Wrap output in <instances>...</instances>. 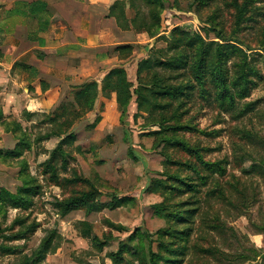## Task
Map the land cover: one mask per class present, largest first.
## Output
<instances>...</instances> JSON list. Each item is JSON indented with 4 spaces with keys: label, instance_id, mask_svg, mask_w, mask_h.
<instances>
[{
    "label": "trees",
    "instance_id": "trees-1",
    "mask_svg": "<svg viewBox=\"0 0 264 264\" xmlns=\"http://www.w3.org/2000/svg\"><path fill=\"white\" fill-rule=\"evenodd\" d=\"M126 3L133 12L130 19L125 14ZM27 6L29 12H37L42 11L46 5L37 1ZM163 8L162 0H116L110 7L109 16L114 17L118 28L143 32L149 38L165 43L164 49L154 47L145 59L138 62L135 83L127 79L122 67H117L110 70L99 84L91 81L79 86L72 93V101L61 104L54 117L42 116L40 124L50 126L43 136L33 134L30 129L22 127L14 119H4L0 108V129L4 132L11 131L17 140L12 150L0 151V157L17 159L18 178L21 182L15 193L0 190V219L5 220L10 210H16L17 217L13 220V225L21 228L18 234L3 236L4 239L27 242L39 228L37 222L28 224V220L21 215L32 212L34 199L38 198L41 192L40 176L45 183L59 189L60 198H55L52 204L61 218L78 211L88 216L104 210L114 211L129 204L134 205V198L116 195L110 183L98 174H95L94 178H88L79 174L76 167L72 168L71 161H76L75 153H80L81 150L80 147H75L76 138L70 132L76 121L94 109L98 99L100 112L104 113L105 107L112 108L118 114V124L124 125L128 105L133 100L136 105L133 120H143L142 127L149 128L144 135L153 138L152 149L159 151L164 157L163 171L156 174L158 177L150 180L146 192L160 196L161 201L153 204L151 211L154 216L161 218L165 225L150 233L141 227L130 231L125 226L106 221L112 230L129 235L124 240H117L116 251L106 253L105 258L112 264H192L189 259L193 258L191 255H196L200 259L219 263L218 256L221 257L222 252L217 247L203 248L191 244L190 239L195 230L225 233V226L212 202H226L233 208L242 210L243 203L252 199L253 195H246L242 185L241 188L238 187L240 179L236 176H231L233 182L224 181V184H221L219 179L227 174L225 162L204 161L201 150L188 147L178 137L179 132L188 128L183 125L184 106L187 97L191 95L190 91L197 86L201 101L215 103L220 111L227 112L235 108L236 101L249 95L251 89L261 81L262 75L248 62L245 52L228 43L235 38L225 36L222 29L216 30L215 35L223 43L207 41L198 33L190 34L177 27L169 31L167 36L159 35L162 30ZM238 8L239 6H236V9ZM243 11L238 10L236 23H239ZM41 27L43 29V26ZM30 37L33 38V35ZM38 41L43 44L41 40ZM2 42L0 38V46ZM115 51L119 53V57H129L133 47L119 46ZM262 51L264 52V49ZM229 61L231 66L227 69L226 64ZM252 105L253 103L244 104L240 107L238 115L252 111ZM99 120L100 117H97L90 127H94ZM150 127H156V130H150ZM248 135L254 140L251 134ZM50 137L61 139L48 153L47 159L38 164L36 174H31L25 155L33 152L38 143ZM257 140L260 139L256 138L254 141ZM167 144L179 147L196 162L169 160L165 152L161 153V149ZM168 167L174 170L169 172ZM184 168L193 173L192 177L183 173ZM252 169L257 176L264 178L263 167L258 164V167L254 166ZM100 187L110 190L108 201L102 200ZM202 188L206 189L202 191ZM235 200L240 201V204H235ZM78 225L81 237L87 239L91 248L99 253L108 243L116 240L111 232L103 234L102 237L94 234L88 221H79ZM1 232L0 226V234ZM55 234L56 230L49 231L32 251L30 260L23 259V264L39 261L44 263L46 257L53 253L51 247L54 245ZM13 251L14 249L7 247L6 243L0 244L2 254H13ZM75 261L77 264H83L79 260Z\"/></svg>",
    "mask_w": 264,
    "mask_h": 264
},
{
    "label": "rangeland",
    "instance_id": "rangeland-1",
    "mask_svg": "<svg viewBox=\"0 0 264 264\" xmlns=\"http://www.w3.org/2000/svg\"><path fill=\"white\" fill-rule=\"evenodd\" d=\"M162 3L164 8L161 24L165 35L177 27L190 34L198 33L207 41L223 43L215 35L216 30L222 29L225 36L235 38L228 43L245 52L248 62L262 75L261 81L251 89L249 95L236 101L235 108L227 112L220 111L215 103L201 101L197 86L192 88L191 95L187 97L182 119L183 125L192 129L187 128L186 131L179 132L178 137L188 147L201 150L204 161L225 162L227 174L219 179L221 184H224V181L233 182L231 176H236L240 179L238 187L241 188L242 185L246 195H253L252 199L243 203L242 210H237L226 202H212L225 226V233L195 230L190 242L203 248L215 246L222 252V256H218L219 263L200 259L196 255H191L193 258L189 261L191 260L192 264H264V178L257 176L252 169L254 166L258 167V164L264 168V0H162ZM236 6L239 8L236 9ZM238 10L244 11L239 23H236ZM131 13L132 10H129L128 14ZM156 46L164 49L165 43L159 40ZM230 66L229 61L226 64L227 69H230ZM183 73L186 74L185 71ZM246 103H253L252 111L238 115L240 107ZM86 126V121L82 119L75 124L74 131L84 144L91 142L88 146L92 145L93 151L82 159L79 157L77 163L71 161L72 168L76 167L79 174L88 178H94L97 173L109 181L116 195L134 198V205L129 204L114 211L104 210L88 216L78 211L61 218L52 204L55 198H60V191L57 187L45 183L40 176L41 192L39 197L34 199L32 212L21 215L28 220V224L37 222L39 228L27 242L7 241L3 236L16 235L21 229L13 225L17 212L10 210L5 220L0 219V244L6 243L7 247L14 249L13 254L5 255L0 252V264H23L52 230H56L54 245L51 247L53 253L46 257L44 263L39 261L34 264H77L75 260L83 264H112L105 258V254L116 251L117 240H124L129 234L112 230L106 221L125 226L130 231L141 227L154 233L164 227V221L154 216L151 211V206L161 201L160 196L146 192L150 180L158 177L156 174L163 171L164 157L159 151L149 147L150 141L147 143L143 139L145 142H140L142 138L139 142L135 141L136 152L133 156V153L127 152L126 145L115 138V134L110 137L108 131L104 130L93 132L91 135V130H87ZM139 128H132L135 137L145 134L141 132L143 128ZM49 129L47 125H38L35 132L38 136H43ZM152 129L156 130V127H150V130ZM248 134H251L254 140H260L254 141ZM38 148H42V145ZM161 150L169 160L196 162L187 152L173 144H167ZM25 156L30 162L31 174H36L38 163L45 157H35L32 151ZM173 170L174 168L168 167L169 172ZM183 173L190 177L193 175L185 168ZM59 174L62 177L63 174ZM100 191L103 194L102 200L108 201L110 190L100 187ZM239 202L235 200V204H240ZM82 220L88 221L92 232L99 237L111 232L116 240L108 243L101 253L97 252L91 248L88 240L79 234L78 222Z\"/></svg>",
    "mask_w": 264,
    "mask_h": 264
},
{
    "label": "crops",
    "instance_id": "crops-1",
    "mask_svg": "<svg viewBox=\"0 0 264 264\" xmlns=\"http://www.w3.org/2000/svg\"><path fill=\"white\" fill-rule=\"evenodd\" d=\"M37 1L43 2L45 8L29 12L27 5ZM114 1L0 0V38L3 41L0 46V108L4 119H14L38 135L35 130L42 125V116L54 117L61 104L72 101V93L79 86L91 81L99 84L110 70L117 67H122L127 79L135 83L138 62L145 59L152 48H157L158 41L143 32L118 28L114 17L109 16ZM129 10L126 3L128 19L133 15L128 14ZM162 31L159 35L166 34ZM124 45L133 47L129 57H119L115 51V48ZM135 112L136 105L132 100L124 125H120L118 114L112 108L105 107L104 113L100 112L98 99L94 109L78 121H86L85 128L91 130V135L104 130L108 131L110 137L115 134V138L126 145L127 152L135 156V141L139 142L141 138L142 143L145 142L143 139L147 143L150 141V148L153 143L150 136L133 135L132 128H143L141 118L133 120ZM97 117H100L98 123L90 127ZM78 121L70 130L76 138L75 147L81 150L75 153L76 163L79 157L82 159L93 151L92 145L88 146L91 142L84 144L74 131ZM146 129L143 128L141 132L149 131ZM60 139L50 137L41 141L33 149L34 156H44L45 161ZM16 143L11 131L0 129V151L12 150ZM40 144L42 148H38ZM16 162L17 159L0 157V190L15 193L21 185Z\"/></svg>",
    "mask_w": 264,
    "mask_h": 264
}]
</instances>
